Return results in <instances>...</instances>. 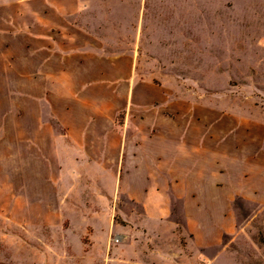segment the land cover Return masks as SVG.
<instances>
[{
	"label": "rangeland",
	"instance_id": "374dc122",
	"mask_svg": "<svg viewBox=\"0 0 264 264\" xmlns=\"http://www.w3.org/2000/svg\"><path fill=\"white\" fill-rule=\"evenodd\" d=\"M82 1L69 75L0 34V264H264V0Z\"/></svg>",
	"mask_w": 264,
	"mask_h": 264
},
{
	"label": "crops",
	"instance_id": "0c3cea01",
	"mask_svg": "<svg viewBox=\"0 0 264 264\" xmlns=\"http://www.w3.org/2000/svg\"><path fill=\"white\" fill-rule=\"evenodd\" d=\"M36 3H32L29 7V28L28 33L23 30V28H13V29H2L0 34L6 36L8 33L10 36H21L24 33L28 34V43L30 45V52L34 55L33 60L45 61V67L40 70H33V75L41 77H58L69 75L67 68L59 71H51L48 68L47 62L51 60L54 56L50 52H39L37 49L38 45H45L47 49L49 45H53L57 42V36L60 37H70L69 31L71 26H77L78 29H83L84 27L80 25L83 15L90 8L89 6L83 4L82 0H73L72 7H65L62 5L53 4V0H35ZM186 2V1H185ZM39 3V4H37ZM145 12V7L143 8V13ZM22 13V12H21ZM181 14V12H179ZM179 16V14H178ZM182 22H191L190 27H193V0H190V4L185 6V13L180 17ZM85 32V31H84ZM86 33V32H85ZM40 55V56H39ZM77 57V58H76ZM81 57V58H79ZM87 56L73 54H61L58 60H85ZM91 57V56H90ZM134 60V56L131 58ZM60 123L67 127L68 136L70 137V129L65 121L60 119Z\"/></svg>",
	"mask_w": 264,
	"mask_h": 264
}]
</instances>
